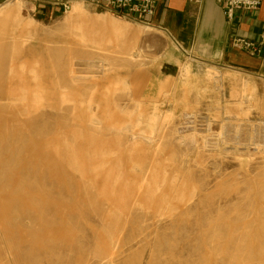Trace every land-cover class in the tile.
Wrapping results in <instances>:
<instances>
[{
	"label": "rangeland",
	"instance_id": "obj_1",
	"mask_svg": "<svg viewBox=\"0 0 264 264\" xmlns=\"http://www.w3.org/2000/svg\"><path fill=\"white\" fill-rule=\"evenodd\" d=\"M19 1L0 88L43 99L0 100V264H264V79L183 54L147 93L157 31Z\"/></svg>",
	"mask_w": 264,
	"mask_h": 264
},
{
	"label": "crops",
	"instance_id": "obj_2",
	"mask_svg": "<svg viewBox=\"0 0 264 264\" xmlns=\"http://www.w3.org/2000/svg\"><path fill=\"white\" fill-rule=\"evenodd\" d=\"M5 2L0 0V5ZM147 23L148 28L157 31L166 42V49L156 60L160 64L159 72L165 73L149 74L147 93L153 85L157 86L153 93L158 96L169 90L165 86L172 84L173 78L167 70L178 65L183 54L218 68H232L264 79V46L260 53L249 54L233 41L239 37L258 43L264 27V0L256 10L235 11L231 22L225 19L219 0H202L199 5L189 0H159ZM147 98L153 99L150 94Z\"/></svg>",
	"mask_w": 264,
	"mask_h": 264
},
{
	"label": "built area",
	"instance_id": "obj_3",
	"mask_svg": "<svg viewBox=\"0 0 264 264\" xmlns=\"http://www.w3.org/2000/svg\"><path fill=\"white\" fill-rule=\"evenodd\" d=\"M29 4H39L42 7L53 8L60 13H66L73 2L105 11L117 18L127 19L148 25V19L153 15L159 0H24ZM194 5L201 4L202 0H189ZM222 13L229 22L233 20L235 11H250L260 7L262 0H219ZM234 44L249 54L260 53L264 46V27L261 29L259 41L254 44L236 37Z\"/></svg>",
	"mask_w": 264,
	"mask_h": 264
},
{
	"label": "bare ground",
	"instance_id": "obj_4",
	"mask_svg": "<svg viewBox=\"0 0 264 264\" xmlns=\"http://www.w3.org/2000/svg\"><path fill=\"white\" fill-rule=\"evenodd\" d=\"M74 4H76V7L78 8L77 9V18H81L84 15L83 7H82V5L80 3H76L75 2V3H73V5ZM21 6H22V2L19 1V0H16V1L15 0H8V1L6 0V2L4 4L0 5V29L1 28H5L7 26H9V28L12 29V30L19 29V28L21 29V28L27 27V26H29L31 24L32 20H30V21L26 20L25 21L24 19H22L21 14H20ZM102 16H104V15H102ZM108 20H110L113 24L116 23V22L118 23V21L113 19V17L112 18L110 17V19H108ZM78 21H80V20H78ZM10 25H11V27H10ZM82 28L83 27L81 25V21L77 22L76 25L73 27V29H76L77 31L80 32L79 33V40L81 42H86L88 40L86 39V37L82 33ZM141 28L143 29V32H146L144 27H141ZM115 30H117V29H115ZM13 34H14L13 32H10V36H8V37H10L12 39L13 43H16V41H17V44L20 45V44H23L25 42V40H20L19 39L20 35L16 37ZM135 52H136L135 53L136 55L140 56L139 55L140 51L138 49ZM131 54H134V53H129L128 54L130 56V58H132ZM138 56H137V58H138ZM132 60H134V59H132ZM8 65H9L8 74L12 75V76H17L18 72H17L16 68L14 67V65H12V64H8ZM181 72H182V75H185L188 72V68H187L186 65L182 66ZM68 75H69V78H70V80L72 82V80H73V71H72L71 68L68 69ZM36 78H37V76L35 74L34 79H36ZM20 81H21V79H20ZM18 86H19V88H17V89H19L21 91L20 95L15 94L14 90L13 89H9L10 87H8V86H4V89L0 88V91L4 90L5 95H6L4 98L0 97V100H5V102L7 104L16 103V104H14L11 107V111L10 112H19L21 110H27L28 105L27 104H23V103H27L26 102L27 99L31 100L34 104H37V102H39V101H41L43 99V95H42L43 91H42V89L39 90V89H36V88H33V89L26 88L25 85H22L20 83L18 84ZM27 90L28 91L31 90V92H30V95H28V97H25V94L27 93ZM61 90H63V89H61ZM0 95H1V93H0ZM32 102H31V104H33ZM17 104L20 105V107H21L20 109L17 108V106H16ZM90 104H91L90 101L86 102V104H85L86 105V109H88V110L90 109ZM8 107H9V105H8ZM151 117H152V115H151ZM149 121H151V119ZM152 121H153V119H152Z\"/></svg>",
	"mask_w": 264,
	"mask_h": 264
}]
</instances>
